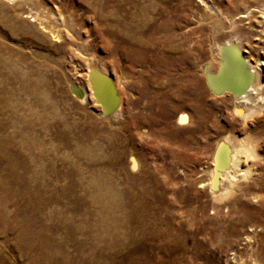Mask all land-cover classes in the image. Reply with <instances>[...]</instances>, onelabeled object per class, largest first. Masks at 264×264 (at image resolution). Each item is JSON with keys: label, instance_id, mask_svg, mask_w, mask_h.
Segmentation results:
<instances>
[{"label": "rangeland", "instance_id": "1", "mask_svg": "<svg viewBox=\"0 0 264 264\" xmlns=\"http://www.w3.org/2000/svg\"><path fill=\"white\" fill-rule=\"evenodd\" d=\"M30 1L52 14L57 25L53 31L45 30L46 23L31 11ZM82 1L0 0V141L16 157L14 174H11L13 178L6 176L9 184L0 179V188L3 189L0 196L8 199L7 202L23 198L36 203L42 224L51 229L48 235L53 240L52 255L58 262H65L63 259L71 257L73 264H99L83 262L106 254L114 258V262L109 264H238L241 261L244 264H264V190H258L257 185L258 192L254 191V194L258 198H253L252 194L246 197V205L258 216L254 222H242L241 212L230 211L225 206L221 209L223 218L215 214L221 228H226L229 222L238 225L239 231L230 241L217 234L214 240L208 234V228L203 231V222L199 223V227H191L190 233L171 231L170 223L176 227L173 222L187 221L189 217L185 216L183 205L176 203L174 216L177 218L172 216L167 219L170 214L168 203L173 197L167 192L170 184H165L167 171L164 172L161 168L163 164L157 158L166 154L169 161L177 163L173 173L176 181L187 189L186 197L198 201L191 206L205 205L206 215L213 216L215 210L208 190L206 187L199 188L207 177L209 154L219 135L232 128L241 137L246 133L241 131L242 125L235 122L229 94H213L206 84L204 65H215L211 69L214 72L218 65L212 58L217 48L211 44V24L215 19L228 27L226 34L231 33L243 54L255 57V52H260L264 46L259 41L260 16L254 18L252 25L246 24V19L238 23L236 18L239 14L228 17L224 7L240 3L234 0H205L209 12L197 0H166L169 5L175 2L181 11L178 10V15L172 13L176 16H163L162 21L166 19L176 23L174 20L180 16L186 23L183 28L180 25V31H175L171 45L161 43L160 35L156 36V51L149 53L148 57L160 59L162 76L159 80L146 82L154 67L126 70L120 55L109 53L98 22L82 6ZM88 1L92 6L95 2L106 4L104 14L115 20L119 16L128 20L131 12L135 11L138 15L146 1L152 3L154 0L140 3L139 0ZM122 1L126 6L124 11L118 7ZM115 7L120 13L114 10ZM161 10L157 9L158 12ZM200 23H203L202 32L189 36L191 47L193 42L196 44L194 36L200 37V42L196 44L199 49H191L189 53L188 46H180L179 34ZM248 25L255 30L256 36H249L245 30L236 31L243 26L247 29ZM56 29L58 34L54 31ZM55 33L58 39L53 37ZM167 47L172 49L169 51ZM261 57L264 59V54ZM95 60L98 68L105 69L112 78L122 79L123 107L113 118L111 115L104 116L90 89L87 72ZM141 71L145 73L139 79ZM188 79H198L204 87V100L206 107L212 109L215 129L210 134L203 133L200 138H193V143L187 148H180L169 144L164 137L152 135L145 119L149 115L147 107L153 105L154 94L156 98L159 94L160 98L161 93L160 102L173 105L170 94L176 96L177 89ZM260 79L264 82V67L260 70ZM145 85L157 87L153 89L155 93L147 91ZM75 89L86 94L85 101L76 97ZM133 101H136L135 105H132ZM151 109L156 112V104ZM175 109L172 122L181 112L178 106ZM186 112L190 123L185 126L197 128V124L193 123L194 111L187 109ZM132 114L144 116L139 119L140 128L131 134L128 131L119 132L125 116ZM62 131H69L70 134L62 136ZM116 135L120 140L114 137ZM204 145H207L205 152L202 151ZM173 153L178 156H173ZM257 153L260 154V163H264V151ZM131 159L137 161L138 171L129 167ZM141 167L155 175L166 189L164 199L150 202L147 206L154 213V218L161 221L159 229L173 233L176 239L166 240L157 236L150 238V243L139 240L127 246L123 235H104L103 230L106 219L113 221L119 215L116 187H120L119 179L124 177L123 168L130 174H138ZM263 174L264 170L258 166L252 168L253 177ZM184 179H189L188 182L194 180L193 187L186 186ZM163 222L169 225L168 230ZM178 240L183 241L184 248L175 245ZM115 242L123 244L120 250L111 246ZM9 263L18 264L19 260L12 251L0 249V264Z\"/></svg>", "mask_w": 264, "mask_h": 264}, {"label": "bare ground", "instance_id": "2", "mask_svg": "<svg viewBox=\"0 0 264 264\" xmlns=\"http://www.w3.org/2000/svg\"><path fill=\"white\" fill-rule=\"evenodd\" d=\"M143 1L145 0H139V3ZM197 1L204 4L208 10L209 6L205 0ZM31 2H29V7L31 11H34L36 17L46 23L44 26L45 30L53 31L57 25L52 14L40 9V7L36 6L37 4ZM234 2L240 3L225 6L224 12H226V15L232 18L233 15L239 14L236 18L238 23L244 22L243 20L246 19V24L248 23L249 25H252L254 18L259 15L262 19L259 41L264 44V0H234ZM81 4L87 12L94 15V19L100 27L101 36L108 43L109 53H118L125 62L126 70L131 71L135 67L144 69L153 66L156 72L153 69V73L145 81L153 82L154 80H159L162 76L160 74L162 70L159 67L161 66L159 63L160 59L155 58V60L148 56H150L149 53L156 51L155 39H157V35H160L161 38L159 40L161 43L171 45L170 42L173 41L175 31H180V25L183 28L186 23L185 19L183 17L180 18V16L174 20L176 23L169 22L164 18L162 21L163 16H176L172 13L175 12L178 15V10L181 11V8H178L175 2L169 5L166 0H154L152 3L146 1L139 9V14H135V11L131 12V15L127 17L128 20L126 18L120 19V16L115 20L105 15L106 4L95 2L92 6L91 1L88 0H83ZM118 7L121 11L126 10L125 2L122 1ZM158 8L162 10L158 12ZM119 9L115 7L114 10L120 13ZM133 21H135L136 25H133ZM249 25L247 29L243 26L242 29L236 28V31L245 30L249 36H256L255 30ZM202 28L203 23H200L186 32L182 31L179 34L180 46L182 48L184 45L188 46L189 53L191 49L198 51L199 47L196 44L200 42V37L194 36V39L196 37V44L193 42L191 47L189 45V36L198 35L202 32ZM226 29L228 27L222 25L221 22L215 19L212 21L210 40L211 44H214L217 48L212 53V58L215 62H218V65L214 72L211 69L215 65L211 66L207 63L204 65V74L206 76V84L213 94H229L232 100V113L236 117L235 122L242 125L241 131L245 132L246 135L241 137L232 128L231 131L219 135L214 148L212 147L213 150L209 154L210 162L206 167L208 170L206 172L207 177L199 188H207L215 210L212 212L213 216L206 215L205 205L199 204L196 208L191 206V203L198 204V201L195 198L186 197L187 189L179 186L176 181V176L173 173L177 163H174V160L173 162L169 161V156L166 154L157 158L163 164L161 168L164 172L167 171L165 184H170L167 192L173 197V200L168 203L170 204V214L167 219L174 216V211L177 207L176 203L183 205L184 214L189 217L187 221L179 220L177 223L173 222L176 227H173L169 222L170 230L190 233L191 227L196 225L199 227V223L203 222V231L208 228V234H211L214 240H216L215 236L217 234L223 240L228 239L230 241L232 236L239 231L238 225L229 222L226 228H221L218 226L215 214H219L223 218L224 214L221 209L225 206L230 211L241 212L243 214L240 217L242 222H254L258 216L256 211L246 205V197L252 194L253 198L256 199L258 196L254 194V191L264 190V174L256 178L252 176L253 167L258 166L259 169L264 170V163H260V154L257 153L258 151H264V82L260 79V70L264 67V59L261 57L264 54V46L260 49V52H255V57L245 56L239 43L234 41L231 33L226 34ZM54 31L57 34L59 32L58 29ZM57 34L53 35L56 39H58ZM166 49L170 51L172 47H167ZM186 59H188V54ZM144 73L140 72L139 79L143 78ZM87 75L96 104L102 108L105 117L111 115L113 118L123 107L122 79H114L105 69L101 70L98 68L96 60L90 64ZM145 86L146 90L152 93H155L153 89H157V87L151 85ZM202 87L198 79L190 81L188 79L185 84H182L177 89L176 96L170 94L175 98H172L173 105H166L160 102L163 96L161 93L160 98L159 94L158 98L154 94L153 105L155 106L156 104L157 111H153L151 109L153 105H150L147 107L149 111L148 118L145 119V125L149 132L154 136L164 137L169 144H175L180 148H187L191 142L193 143V138H200L203 133L210 134L215 129L213 127L215 123L212 122L211 118L212 109H209L208 106L206 107L204 100L205 91L204 87L203 89ZM80 91L73 90L76 97L80 98L81 101H85L86 94ZM167 98L170 100L168 96ZM135 104L136 101H133L132 105ZM177 106L181 112L177 114L175 122H172ZM187 109L190 112L194 111L193 123L198 126L195 129L185 126L186 123H190V117L186 112ZM143 118L142 114L125 116L127 121L124 120L122 122L119 132L128 131L131 134L132 131L140 128L138 123L141 120L139 119ZM238 132L240 133V131ZM67 133L69 131H62L61 135L65 136ZM114 137L120 140L119 136L116 135ZM206 146L204 145L202 148L203 152L207 150ZM173 156H178V154L173 153ZM15 165L16 157L8 150L4 142L0 141L1 182L4 179L6 180L7 175L13 178L11 174H14ZM163 166L165 167L163 168ZM129 167L132 171H138L137 161L131 159ZM123 173V179H119L121 182L120 187L118 188V185L116 187V206L119 215L113 221L106 219L103 230L104 235L108 233L113 236L123 235L127 239V246H132L139 240H146L150 243L157 236H161L166 240L176 239L173 233H165L164 230L159 229L161 221L158 218H154V213L147 206L150 202L164 199L166 189H163V184L145 167H141L138 174H130L125 168H123ZM186 179H184L185 185L193 187L194 180L188 182L189 179ZM1 182L0 186H2ZM257 185L258 190L256 188ZM1 190L3 189L0 188V193L2 192ZM7 201L8 199L0 196V238L2 239L0 249H3L4 252L6 249L9 252L12 251L19 260L18 264H73L71 257L63 259L65 262H58L54 259L55 255H52L51 250L53 240L51 235H48L51 229L42 224L43 220L38 216L34 201L22 198L21 201L24 205L19 200ZM196 216L200 219H197ZM174 217L177 218V216ZM164 225L168 230L169 225L167 223H164ZM252 230L251 228L250 231ZM174 243L177 247L184 248L183 241L179 242L178 240L177 244L176 241ZM111 246H116L120 250L123 244L115 242ZM109 262H114L113 256L101 254L97 255L94 260L85 259L83 263L109 264ZM238 264H244V262L241 261Z\"/></svg>", "mask_w": 264, "mask_h": 264}]
</instances>
